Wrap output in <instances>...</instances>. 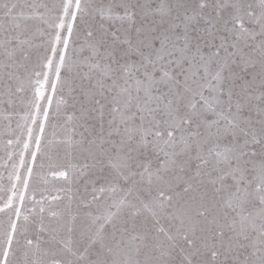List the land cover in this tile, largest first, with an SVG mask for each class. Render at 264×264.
<instances>
[{
	"label": "snow or ice",
	"instance_id": "6c2138e0",
	"mask_svg": "<svg viewBox=\"0 0 264 264\" xmlns=\"http://www.w3.org/2000/svg\"><path fill=\"white\" fill-rule=\"evenodd\" d=\"M0 89V264H264V0H0Z\"/></svg>",
	"mask_w": 264,
	"mask_h": 264
},
{
	"label": "rangeland",
	"instance_id": "374dc122",
	"mask_svg": "<svg viewBox=\"0 0 264 264\" xmlns=\"http://www.w3.org/2000/svg\"><path fill=\"white\" fill-rule=\"evenodd\" d=\"M28 2L51 3L52 0H28ZM0 91H2V89H0ZM22 110L23 109H22L20 100H16V107L13 109H9L6 103H0V164L7 161L6 150H8L7 139L9 138V135H8L9 120L5 119V117L11 115V127L13 130H15L17 120L19 119V117L15 113L17 111L22 112ZM67 111L69 112V114H71L73 112L72 107L69 106ZM49 131H51V129H49ZM12 138L15 139L14 136ZM10 164L11 162H9V170H10ZM43 171H44V174L47 176L48 184H44L42 181L36 182V189H37L35 193L36 198L41 199L42 196H48V198L51 199L52 196H55L58 193L61 196H66L67 189L69 188V185L67 184V182L62 179L54 178L47 167ZM0 172H2L5 177L3 180V184L7 185L8 184L7 170L0 167ZM71 188H72V194L74 196H84L85 195L84 185L82 181H80L79 183H73V185H71ZM90 190H91V186L89 185V191ZM0 195H3V194L0 193ZM45 203L47 204V201H45ZM54 203H58V202H54ZM31 207H32V203L29 201H26L25 211L27 212V209ZM0 217H3V214H0ZM3 218L6 219V217H3ZM33 238H35L34 235H33Z\"/></svg>",
	"mask_w": 264,
	"mask_h": 264
}]
</instances>
